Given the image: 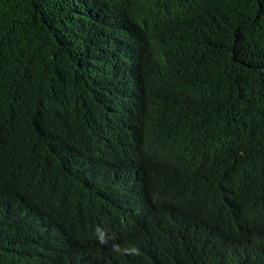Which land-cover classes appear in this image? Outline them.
<instances>
[{
  "label": "trees",
  "instance_id": "1",
  "mask_svg": "<svg viewBox=\"0 0 264 264\" xmlns=\"http://www.w3.org/2000/svg\"><path fill=\"white\" fill-rule=\"evenodd\" d=\"M0 264H264V0H0Z\"/></svg>",
  "mask_w": 264,
  "mask_h": 264
},
{
  "label": "clouds",
  "instance_id": "2",
  "mask_svg": "<svg viewBox=\"0 0 264 264\" xmlns=\"http://www.w3.org/2000/svg\"><path fill=\"white\" fill-rule=\"evenodd\" d=\"M100 230L99 229H97V232H99ZM100 239H101V242L103 243V242H105L104 241V239H103V235L101 234V237H100ZM116 250H119L118 249V247H117V249ZM132 252H136L137 250L135 249V248H133L132 250H131Z\"/></svg>",
  "mask_w": 264,
  "mask_h": 264
}]
</instances>
